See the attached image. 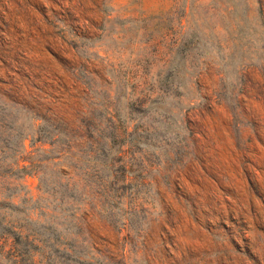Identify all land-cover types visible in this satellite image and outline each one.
Masks as SVG:
<instances>
[{
	"label": "rangeland",
	"instance_id": "obj_1",
	"mask_svg": "<svg viewBox=\"0 0 264 264\" xmlns=\"http://www.w3.org/2000/svg\"><path fill=\"white\" fill-rule=\"evenodd\" d=\"M0 264H264V0H0Z\"/></svg>",
	"mask_w": 264,
	"mask_h": 264
}]
</instances>
